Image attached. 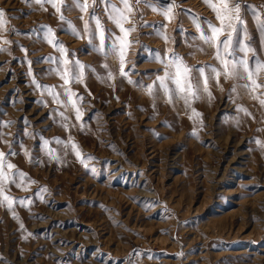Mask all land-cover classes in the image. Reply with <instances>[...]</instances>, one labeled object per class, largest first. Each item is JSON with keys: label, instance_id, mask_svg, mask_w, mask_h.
Returning a JSON list of instances; mask_svg holds the SVG:
<instances>
[{"label": "rangeland", "instance_id": "rangeland-1", "mask_svg": "<svg viewBox=\"0 0 264 264\" xmlns=\"http://www.w3.org/2000/svg\"><path fill=\"white\" fill-rule=\"evenodd\" d=\"M87 3L81 12L65 0L62 21L49 3L0 0V152L13 153L4 158L0 264H264V88L255 97L230 91L242 82L212 75L209 96L193 71L200 98L188 105L147 89L172 53L190 67H220L201 38L209 22L219 25L213 9L204 0H128L122 76L118 59L104 55L123 35L105 3L124 4ZM239 4L234 44L239 56L240 41L255 49L247 52L255 68L256 57L264 61V0ZM44 26L70 63L85 65L83 82L64 84ZM256 78L264 84V72Z\"/></svg>", "mask_w": 264, "mask_h": 264}, {"label": "snow or ice", "instance_id": "snow-or-ice-1", "mask_svg": "<svg viewBox=\"0 0 264 264\" xmlns=\"http://www.w3.org/2000/svg\"><path fill=\"white\" fill-rule=\"evenodd\" d=\"M38 4L49 3L56 10V12L60 13V20H65L66 17L63 15L61 11V6L65 5V0H35ZM104 2V0H102ZM124 4V9L116 8L115 5L109 6L105 3V10L108 12L109 19L114 20L116 25L119 27L120 32L123 33L122 36H117L112 44L107 48V51H104V31L101 28L99 20L96 18L95 13L93 12L90 16V19H96V28L99 33V38L101 41V45L96 48L97 51H104V55L107 58L108 56H113L118 59L119 62V71L122 76H127V72L125 71V57L128 45L130 41L128 40V33L131 32L132 28H125L123 26V21L128 19L125 15V9L131 11V7L129 6L128 0H121ZM204 2L213 9L215 12L216 18L219 21V25L208 23V28L211 30L209 35H205L203 30H201V38L203 41L215 48V58L219 61L220 67L215 65H204V66H188L182 57H179L176 53H172V58L167 62H164L163 75H158L156 77V81L153 84H149L147 86L148 92L150 95L154 94V91L162 90L163 94L168 97V102L172 103L173 99H181L184 101L185 105H188L190 100L199 99V92L201 90V82L198 78L193 76V71L198 73L199 77H203V91L208 92L209 96L211 93L208 88V80L210 76L214 75L217 83H219V79L221 75H223L224 79H233L236 82H242L238 84H234L230 91H236L237 86L242 87L246 90L247 94L253 95L255 97L257 93V89L264 88V84L259 83L256 78L257 75L261 72H264V61L260 60L259 57L255 58V68L250 67L249 58L247 56V52L255 51V49L249 48L247 44H244L242 41L239 43V51L245 53L244 56H239L237 54V47L234 44V33L237 32V24L236 22L241 21L240 17V4L239 0H235V2L230 3V0H217V2H213V0H204ZM96 3V0H93V4ZM76 7L80 9L81 12H86L89 8V4L87 0H83L81 3L80 0H76ZM172 4L169 3L167 5V11H164L165 17H169V13L171 12ZM83 19V17H80ZM5 23V10L0 9V25ZM70 23V22H69ZM47 27V42L52 44L53 47L59 48L61 52V58L59 63L63 65L62 68H58L56 71L64 80V84H69L72 80L83 82V69L85 65H83L79 60H76L72 63L69 62L67 58L64 57V53L67 49L64 47L62 43H58L54 41L52 36V29ZM199 27V26H198ZM264 29V25L261 26ZM84 30L91 32V29L88 26V23L85 22ZM73 34H76L75 28H73ZM261 44H264V39L261 40ZM26 51V50H25ZM51 59V57H48ZM156 59H161L159 55L156 56ZM163 62V61H162ZM31 64V61H29ZM107 67V65H105ZM210 69L208 74L205 73V69ZM109 77L112 76V72L109 71ZM33 84L37 82L35 79L32 81ZM129 83H133V81L129 80ZM40 87L47 88L46 85H38ZM63 87V85L61 86ZM66 95L69 100H72V97L76 94L70 88H64ZM54 96H58V94L54 93ZM83 99V97H80ZM73 103H75L73 101ZM261 106H264V99H260L259 101ZM155 106V105H154ZM238 110H243L246 114L248 113L247 109H244L242 106H238ZM193 112L197 116L201 115L193 109ZM76 118H80V110L76 108ZM8 123H11L9 121ZM59 143V140H57ZM44 145L48 144L47 140H44ZM75 147V145H73ZM13 154L11 150L8 154L4 152H0V194H2V189L5 185V182L9 181V173L5 171V156ZM49 154H51V150H49ZM77 156H80L79 151L76 152ZM58 157L53 156V159H57ZM88 159H92L91 156ZM84 161L81 160V163ZM7 169H14L16 165L8 162ZM19 175L24 177L25 174L20 171L18 173H12L11 175L14 177L15 175ZM10 182L15 183V180H11ZM5 200H9L10 198L5 196ZM3 201H0L2 203ZM21 203H23V199H21ZM9 207H11V202H9Z\"/></svg>", "mask_w": 264, "mask_h": 264}]
</instances>
